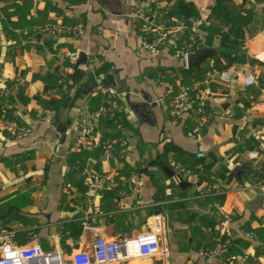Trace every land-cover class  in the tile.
<instances>
[{
	"label": "crops",
	"instance_id": "0c3cea01",
	"mask_svg": "<svg viewBox=\"0 0 264 264\" xmlns=\"http://www.w3.org/2000/svg\"><path fill=\"white\" fill-rule=\"evenodd\" d=\"M75 1L72 5L62 0H0V75L5 81L0 80L4 90L0 96V231H15L17 244L40 246L68 260L77 251L90 250L100 236L120 242L148 235L153 218L162 216V254L125 264H237L230 258L246 249L253 264H262L264 208L252 212L246 204L264 194V173L263 179L255 174L264 165V0L246 4L254 10V19L243 48L245 58L223 57L222 69L214 67L213 59L202 65L211 68L197 82L201 84L197 99L210 120L193 138L188 132L196 125V114L176 118L159 102L164 98L169 103L179 93L183 86L179 70L189 69L174 56L172 44L156 55L143 48L141 29L151 16L146 1ZM185 1L195 6L198 17L209 14L206 26L219 23L212 17L217 0ZM233 1L236 6L244 3ZM50 3L64 17L84 24L85 37L80 42L62 35H41L35 31L39 26L32 28L33 38L25 37L29 30L16 25L20 17L63 22L48 9ZM162 3L164 8L171 5ZM166 22L162 19L161 24ZM201 28L197 48L205 46L206 33ZM211 49H220L219 37ZM74 51L79 53L76 60L67 59ZM82 53L86 62L78 65ZM66 67L73 70L69 83H65L67 77L60 86L35 79L40 74L47 79ZM223 70H234L237 76L251 70L258 83L246 87L237 76L230 84L211 78L214 71ZM98 94L109 96L106 103L111 104L113 114L107 120V116L101 118L103 124L99 120L94 130L104 142L114 143L116 150L106 155L95 149L100 158L87 161L82 174L76 175L77 162L69 156L78 150L82 120L101 106L94 113L90 110V100ZM53 99L61 101L55 109L39 101ZM6 120L30 127L33 134L16 138L5 128ZM120 138L127 141L124 149L116 144ZM167 145L195 159L202 154L207 162L215 156L213 171H229L231 181L220 179L216 184L226 190L222 206L212 199L210 183L186 184L174 170L167 173L166 163L174 160L172 153H165ZM241 164H247L249 172L239 183L231 176V167ZM85 171L104 179L106 190L101 196H87ZM133 174L138 175L135 183L129 181ZM220 207L232 216L230 223L220 216ZM247 225L262 232L253 233ZM248 233L253 235L247 238ZM225 236L227 241L221 242ZM221 244L237 254L228 255L226 250L214 258L202 254L203 249ZM1 251L0 246V255Z\"/></svg>",
	"mask_w": 264,
	"mask_h": 264
},
{
	"label": "built area",
	"instance_id": "2783aa9c",
	"mask_svg": "<svg viewBox=\"0 0 264 264\" xmlns=\"http://www.w3.org/2000/svg\"><path fill=\"white\" fill-rule=\"evenodd\" d=\"M137 2L146 1L149 5L151 16L145 18V24L141 29L144 34L143 48L150 54L156 55L162 50L168 48L171 44L174 45V56L177 59L186 62L188 55L197 48L198 39L197 32L201 27L207 25L210 21L209 14L202 13L195 18L191 25L177 20L168 18L170 9L164 8L160 0H136ZM162 19L167 21V24H161ZM35 31L41 35H62L71 38L74 42H80L85 37V27L82 22H77L74 25H64L58 21L54 24H45L39 26ZM189 31L191 36L186 42H181L182 35ZM78 52L74 51L67 55V59L76 60ZM73 73L71 67H66L61 72L62 79H65ZM237 74L234 70L214 71L211 75L213 80L230 84ZM241 85L246 87L256 86L258 79L256 74L251 71H245L241 76H237ZM200 83H194L191 86H182L179 93L167 103L164 98L159 102L167 106L168 111L173 117L185 118L193 109L194 97L198 98L200 93ZM4 94V90L0 88V96ZM200 102L199 108L195 110L196 125L193 130L188 132V136L193 138L201 132L205 125L209 122L210 116ZM113 108L110 103L100 106L98 111L92 116L82 120L80 124V133L77 137V149L89 147L93 150L97 149L106 155L112 154L116 150V145L110 141L104 142L98 133L95 132V124L103 117L112 116ZM5 128L10 131L16 138L23 139L31 136L33 131L30 127L21 126L16 121L6 120ZM118 147L126 148L127 141L123 138L118 139ZM203 155L199 154L198 158ZM252 159L257 158V154H251ZM173 170L178 176L180 182L198 186L200 183L199 175L187 171L181 165H173ZM84 179L88 187L87 196H101L106 190L104 179L97 173L84 172ZM138 180V175L133 174L129 181L135 183ZM208 191L214 192L218 189L216 185H208ZM95 211L99 212V208L95 207ZM220 216L227 222L232 221V216L227 213L223 207L219 208ZM154 227L150 234L141 236L132 241L122 240L108 241L105 237H98L90 250H80L71 255L68 260H65L58 252H45L40 246L35 245H19L15 240V231H0V264H125L133 259H142L144 261L154 258L162 254L160 236L164 231V218L157 216L153 218ZM253 234L248 233L245 236L251 237ZM226 250L224 244L219 245L216 249L202 250V254L208 258H214L221 251ZM251 253L246 249L242 254L232 256L231 261L237 264H253L250 260ZM264 264V254L263 262Z\"/></svg>",
	"mask_w": 264,
	"mask_h": 264
},
{
	"label": "trees",
	"instance_id": "16d2710c",
	"mask_svg": "<svg viewBox=\"0 0 264 264\" xmlns=\"http://www.w3.org/2000/svg\"><path fill=\"white\" fill-rule=\"evenodd\" d=\"M68 4L75 5L78 2L75 0H62ZM161 2L166 1L167 3L171 4L169 14L166 16V19L175 18L177 20L183 21L187 23L188 25H191L192 20L194 18L198 17L197 10L195 6L192 3H188L185 0H160ZM250 0H244V3L242 6H236L233 0H217V5L213 9L212 17L219 21L218 24L211 23V25L206 26L204 25L201 29L205 31L206 37L204 40V44L206 48H212L214 47V42L217 37L220 38V53H216L213 57V63L214 67L218 69H222L221 67V59L223 57H226L230 60H243L245 58V53L243 51V48L245 46L247 38H249L250 32L249 28L253 23L254 19V10L251 8H247L246 4ZM256 2H262L263 0H254ZM48 9L52 12H55L58 17L62 18V23L64 25L70 26L76 24L78 21L73 18H67L64 17L63 12L60 8L53 5L52 3L48 4ZM43 15V14H42ZM57 21L50 20V21H27L26 19H23L20 17L19 23L16 24L17 26H20L22 28H27L29 30V33L26 38H33V33L31 32L32 28L34 26H43L45 24H54ZM249 34V35H248ZM190 32L186 31L184 33L183 39H190ZM47 42H52L49 37L44 38ZM187 40V41H188ZM183 42V40H182ZM211 67H208L207 65H204L201 70L196 69H180L179 75L180 79L182 80L183 86H191L194 83L201 82L203 79V76L207 74V72L210 70ZM61 70L54 73V75L50 76L49 78H45L43 75H37L35 76V79L37 80H45L47 83H51V86L58 85L60 86L62 84V77H61ZM71 80V76H68L65 83H69ZM64 84V83H63ZM107 100H109V96H103L101 94L96 95L95 97L91 98L89 106L92 113H94L97 108L101 105H106ZM41 104L46 106L49 109H55L57 106L61 105L60 100H50V101H43L39 100ZM194 106L191 110L190 117H193L195 115V110L199 108L200 101L197 99V97H194ZM7 113L9 111H6ZM6 112H3V114L6 115ZM109 119V115L106 117V120ZM101 120V119H100ZM105 119L101 120V124H103ZM192 122L191 120L188 121V123ZM194 124V122H193ZM193 128H189V130H192ZM254 141V139L250 140V144ZM165 153L170 154L172 153L174 155L173 161H168L169 163H166V171L169 175L173 172V165H181L184 167L187 171L191 173H196L200 177L201 181H206L210 183L209 185H216L219 180H223L225 182H230L231 177L228 174L229 171L225 170L221 174L215 173L214 166L217 162L215 156L211 157V162H207L205 159H195V157L190 156L184 152H182L180 149L173 145H167L165 147ZM100 155L95 152V150L89 148V147H82L79 148L76 153L71 154L69 156L70 161L77 162L76 166V175L82 174L83 170L86 167L87 161L91 159H99ZM181 159H185L183 163L180 162ZM181 164H180V163ZM73 166V165H72ZM128 173V172H127ZM264 173V165L260 167V170H256L255 174L258 178H262V174ZM122 175V173H121ZM264 178V177H263ZM262 178V179H263ZM187 184V182H185ZM226 197V190L222 187H218L216 191H214V195L212 199L222 206L224 204ZM246 228L250 229L251 232H256L260 235L259 229L254 230L250 226H246ZM80 230H82V225H80L79 231L75 233L76 238L80 235ZM262 234V233H261ZM263 235V234H262ZM264 236V235H263ZM264 239V237H263ZM227 237H223L221 239V242H226ZM241 245H245L244 242L240 243ZM246 247V245H245ZM244 247V248H245ZM226 254L228 255H236L237 250H229L227 249Z\"/></svg>",
	"mask_w": 264,
	"mask_h": 264
},
{
	"label": "water",
	"instance_id": "95a60500",
	"mask_svg": "<svg viewBox=\"0 0 264 264\" xmlns=\"http://www.w3.org/2000/svg\"><path fill=\"white\" fill-rule=\"evenodd\" d=\"M216 52H220V49L215 51L214 49L206 48L203 45H200L194 52L190 53L186 59L185 65L188 69H197L201 70L202 65L207 61L213 59ZM86 62V56L84 53L80 55V58L77 62L78 65H81ZM0 80L5 82L1 75ZM227 164V163H225ZM228 165V164H227ZM249 171L247 170V164L237 165L235 167H231V176L236 179L237 182H241V177L243 174H247ZM247 207L252 212H258L264 208V194L257 195L254 199L247 202Z\"/></svg>",
	"mask_w": 264,
	"mask_h": 264
}]
</instances>
